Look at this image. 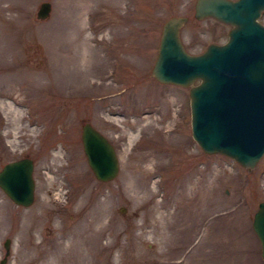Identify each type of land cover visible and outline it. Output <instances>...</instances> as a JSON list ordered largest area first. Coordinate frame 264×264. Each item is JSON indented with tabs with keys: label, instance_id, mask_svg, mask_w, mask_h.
Returning a JSON list of instances; mask_svg holds the SVG:
<instances>
[{
	"label": "rangeland",
	"instance_id": "rangeland-1",
	"mask_svg": "<svg viewBox=\"0 0 264 264\" xmlns=\"http://www.w3.org/2000/svg\"><path fill=\"white\" fill-rule=\"evenodd\" d=\"M47 1L46 18L34 17ZM193 0H0V167L30 157L28 207L0 189L3 264H264L250 220L264 202V151L246 170L189 136L187 88L148 70L161 22L187 16L183 49L228 25L194 20ZM257 20L264 25V11ZM112 143L117 175L97 182L79 127Z\"/></svg>",
	"mask_w": 264,
	"mask_h": 264
},
{
	"label": "water",
	"instance_id": "water-1",
	"mask_svg": "<svg viewBox=\"0 0 264 264\" xmlns=\"http://www.w3.org/2000/svg\"><path fill=\"white\" fill-rule=\"evenodd\" d=\"M37 20L50 13L47 1L35 9ZM264 0H193L192 18L227 24L221 43L208 42L197 54L186 52L179 28L186 15L161 22L155 58L148 74L155 82L187 88L189 136L201 152L225 155L242 168H254L264 151V25L257 20ZM87 168L97 181L117 175L112 143L87 121L79 127ZM30 157L8 160L0 167V189L16 206L28 207L34 189ZM250 226L264 263V202H256ZM9 239L1 241L0 264L6 261Z\"/></svg>",
	"mask_w": 264,
	"mask_h": 264
}]
</instances>
